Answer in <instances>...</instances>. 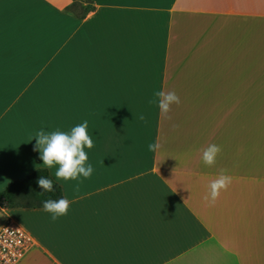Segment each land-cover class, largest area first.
I'll use <instances>...</instances> for the list:
<instances>
[{
    "label": "crops",
    "instance_id": "crops-1",
    "mask_svg": "<svg viewBox=\"0 0 264 264\" xmlns=\"http://www.w3.org/2000/svg\"><path fill=\"white\" fill-rule=\"evenodd\" d=\"M86 1L0 0V191L45 168L41 129L93 142L90 178L45 168L66 215L0 208L34 240L21 264H264V0Z\"/></svg>",
    "mask_w": 264,
    "mask_h": 264
},
{
    "label": "clouds",
    "instance_id": "clouds-1",
    "mask_svg": "<svg viewBox=\"0 0 264 264\" xmlns=\"http://www.w3.org/2000/svg\"><path fill=\"white\" fill-rule=\"evenodd\" d=\"M150 104L157 105L159 108L160 116L163 119H170L169 112L173 104L179 105L180 98L174 91H154L152 99L149 100ZM140 120H144L141 114ZM88 122L85 120L83 123L73 127L70 132L60 130L46 133L43 129L35 133L36 145L34 150L40 152V159L43 161L45 168H52L58 166L55 171L57 180L64 181H79L81 178L88 179L93 173L91 164L86 165L88 156L84 148H92V139L87 134ZM178 127L174 125L175 129ZM149 152H156L160 149V143H151L148 146ZM221 152L220 146L216 144H209L206 148L202 149L201 161L205 166H213L216 163V157ZM232 182V177L225 174L222 169L220 174L213 179L208 185V192L204 195L203 200L205 203L214 205L221 191L227 190ZM38 186L44 192H50L53 189V183L50 179L41 177L37 181ZM79 182L73 186L74 192H79ZM70 201L66 198H60L57 201L45 200L42 202L43 211L51 214L52 221L58 217L64 216L68 212Z\"/></svg>",
    "mask_w": 264,
    "mask_h": 264
},
{
    "label": "trees",
    "instance_id": "trees-1",
    "mask_svg": "<svg viewBox=\"0 0 264 264\" xmlns=\"http://www.w3.org/2000/svg\"><path fill=\"white\" fill-rule=\"evenodd\" d=\"M76 0H74L73 5ZM90 3V1H87ZM93 9L92 6L89 8ZM88 11V10H87ZM41 177L50 179L53 183V189L50 192H44L37 181ZM63 198L62 189L49 175L47 169L37 168L21 180L10 182L5 189L0 191V208H23V209H42V202L45 200L57 201Z\"/></svg>",
    "mask_w": 264,
    "mask_h": 264
},
{
    "label": "built area",
    "instance_id": "built-area-1",
    "mask_svg": "<svg viewBox=\"0 0 264 264\" xmlns=\"http://www.w3.org/2000/svg\"><path fill=\"white\" fill-rule=\"evenodd\" d=\"M33 244L24 228L8 221L0 228V264H21Z\"/></svg>",
    "mask_w": 264,
    "mask_h": 264
},
{
    "label": "rangeland",
    "instance_id": "rangeland-1",
    "mask_svg": "<svg viewBox=\"0 0 264 264\" xmlns=\"http://www.w3.org/2000/svg\"><path fill=\"white\" fill-rule=\"evenodd\" d=\"M76 3H77V4H81V5H83V4H86V5H87V4H88L86 0H76L75 4H76ZM87 6H88V5H87ZM87 6H86V7H87ZM87 8H88V7H87Z\"/></svg>",
    "mask_w": 264,
    "mask_h": 264
}]
</instances>
